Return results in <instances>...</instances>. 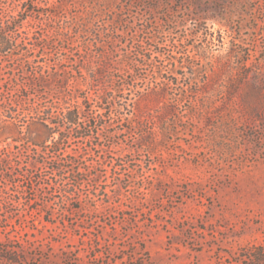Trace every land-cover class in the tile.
<instances>
[{
	"label": "rangeland",
	"instance_id": "374dc122",
	"mask_svg": "<svg viewBox=\"0 0 264 264\" xmlns=\"http://www.w3.org/2000/svg\"><path fill=\"white\" fill-rule=\"evenodd\" d=\"M7 25L0 264H264V0H0Z\"/></svg>",
	"mask_w": 264,
	"mask_h": 264
},
{
	"label": "trees",
	"instance_id": "16d2710c",
	"mask_svg": "<svg viewBox=\"0 0 264 264\" xmlns=\"http://www.w3.org/2000/svg\"><path fill=\"white\" fill-rule=\"evenodd\" d=\"M9 29V25L3 27V30L0 31V49L1 48H5L9 45V43L6 41V31ZM5 31V33H4ZM175 64V63H174ZM100 75V73H99ZM165 91L161 90V91H155L154 89H152L150 92H148L147 94H142V96L139 98L140 100H151V99H159L163 96ZM138 110V108H137ZM167 111H171L170 107H167ZM63 120H65L67 123L69 124H75V121L77 120L76 118L79 116L77 115V113L75 111H67L65 112L63 115ZM46 128H50V125H44V130ZM51 135V134H50ZM40 137H38L35 140H38ZM1 251V248H0Z\"/></svg>",
	"mask_w": 264,
	"mask_h": 264
}]
</instances>
